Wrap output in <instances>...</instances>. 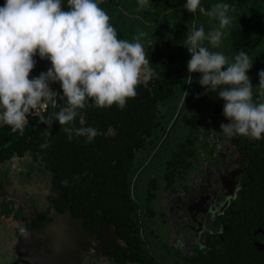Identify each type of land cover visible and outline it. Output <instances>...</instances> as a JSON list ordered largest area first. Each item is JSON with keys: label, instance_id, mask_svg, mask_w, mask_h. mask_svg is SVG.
<instances>
[{"label": "flooded vegetation", "instance_id": "flooded-vegetation-1", "mask_svg": "<svg viewBox=\"0 0 264 264\" xmlns=\"http://www.w3.org/2000/svg\"><path fill=\"white\" fill-rule=\"evenodd\" d=\"M51 87L60 91L59 83ZM217 99L201 120L197 154L191 141L176 146L179 162H191L183 175L171 168L163 176L157 137L133 128L120 140L114 115L84 109L72 127H94L91 141L59 126L0 162V264H264V184L252 153L264 139L225 135ZM119 160L133 174L98 163ZM117 178L131 191L119 205L111 189ZM130 178L140 180L138 191ZM68 215L77 221L70 236L65 227L57 238V230L44 233Z\"/></svg>", "mask_w": 264, "mask_h": 264}, {"label": "clouds", "instance_id": "clouds-1", "mask_svg": "<svg viewBox=\"0 0 264 264\" xmlns=\"http://www.w3.org/2000/svg\"><path fill=\"white\" fill-rule=\"evenodd\" d=\"M103 0H4L0 5V125H8L13 133L23 134L28 117L37 115L41 123L51 127L57 122L63 131L91 141L97 131L88 125L73 128L72 122L83 116L91 101L96 107L123 109L136 88L154 75L153 67L141 43L143 32L132 41L118 38L109 14L100 7ZM142 8L151 0H137ZM189 13L207 15L219 26L205 32L201 25H192L184 41L190 53L189 73H199L198 83L224 101L223 115L227 123L220 130L229 137L245 136L264 139V102L253 101V85L249 71L253 60L240 50L230 61L218 48L224 31L232 23L228 3L217 2L206 10L201 0H185ZM66 9V10H65ZM50 62L46 71L30 78L36 56ZM264 87V69L258 72ZM192 83V77L186 78ZM59 83L60 91L51 84ZM62 93V95H61ZM187 92H185V97ZM57 97L65 104L55 112L54 119L42 113L55 107ZM45 137L50 135L44 133ZM47 139L41 147H47Z\"/></svg>", "mask_w": 264, "mask_h": 264}, {"label": "trees", "instance_id": "trees-1", "mask_svg": "<svg viewBox=\"0 0 264 264\" xmlns=\"http://www.w3.org/2000/svg\"><path fill=\"white\" fill-rule=\"evenodd\" d=\"M217 2L220 0H201L206 10H210ZM222 2L231 5L232 10L229 15L233 17L232 23L223 29L224 36L218 48H211L207 41L203 43L212 51L223 52L230 61L238 54V51H246L253 60V66L248 73L253 85V101L264 102V87L259 84L258 76V72L264 69V0H222ZM63 3L66 7L67 0H63ZM184 3L185 0H151L150 4L141 8L137 0H103L100 7L109 14L110 22L116 28L118 38L132 41L133 37L139 33L145 34L141 43L153 67L154 75L147 84L140 83L137 86L136 96L129 98L123 109L115 104L100 108L91 101L84 109L92 116L100 113L113 118L112 115H114L112 121L115 128L120 130L121 138H118L120 140H124L127 129L133 128L144 129L151 137H157L154 140L157 142L153 150L157 151L156 159L159 156L161 161L159 165L165 164L161 166L164 177L166 174H172L171 168L177 170L178 176L183 175L191 165L189 157H185L184 162H179L180 156L176 154L179 149L176 146L191 141L194 144L193 155L197 154L196 143L203 131L200 125L201 120L205 119L210 109L209 99L218 98L215 93L205 94V89L198 83L199 73L188 72L187 61L190 59V53L183 45L188 30L193 24L197 27L202 25L207 33L218 27L219 22L199 11L189 13L184 9ZM3 4L4 0H0V5ZM35 59L37 63L30 73V78L38 76L40 72L46 71L51 66L49 61L40 59L38 55ZM188 76L192 77L191 84L187 83ZM185 92H187L186 97ZM63 101L64 99L58 97L56 106H49L42 115L54 119L53 114L65 104ZM158 101L161 103V111L154 105ZM134 116L141 118V123ZM28 119L29 124L25 127L23 134L13 133L8 125L0 126V149L3 151L0 162L16 152L23 154L29 147V142H35V139L41 140L46 131H49L52 137L55 136L59 132L57 129L61 126L53 122L52 126L48 127L40 122L37 115H30ZM102 128L106 130L107 126ZM60 136L63 137L64 134ZM252 153L254 160L256 159V167L261 172V183L264 184V140L261 148ZM98 163L102 164L103 169L107 171L110 167L115 168L116 170L113 169L112 173L117 176L133 174L132 166H127L122 160H119L117 165ZM116 181V185L114 184L111 189L116 195L115 204L119 205L122 202L121 196L127 199L128 191H131L126 183L124 184L118 178ZM139 181L130 178V184L136 186L132 188L133 190H139ZM130 199H132L131 196ZM233 255L236 257V254Z\"/></svg>", "mask_w": 264, "mask_h": 264}, {"label": "water", "instance_id": "water-1", "mask_svg": "<svg viewBox=\"0 0 264 264\" xmlns=\"http://www.w3.org/2000/svg\"><path fill=\"white\" fill-rule=\"evenodd\" d=\"M75 222H77V221L70 220V215H68L67 218H65V219L64 218H62V219L57 218L56 221L52 225L47 226L45 228V232L44 233H46V234L49 233L50 232L49 228H51V231L52 230H57L58 233L57 232L55 233V237L57 238V237H60V233L62 235V232H60L61 228L63 229V227H65L63 229V231H66L67 235H69L71 233V231L74 232V230L76 229L75 228V224H74ZM82 230H83V233H84V227L82 228ZM39 233H42V232H39ZM78 237H80V236H78ZM84 244H87V242H85Z\"/></svg>", "mask_w": 264, "mask_h": 264}]
</instances>
